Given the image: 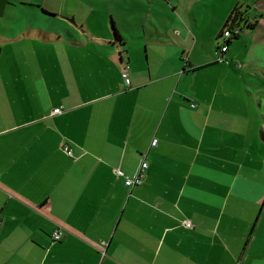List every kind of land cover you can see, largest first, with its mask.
<instances>
[{
	"label": "crops",
	"instance_id": "1",
	"mask_svg": "<svg viewBox=\"0 0 264 264\" xmlns=\"http://www.w3.org/2000/svg\"><path fill=\"white\" fill-rule=\"evenodd\" d=\"M247 1L4 0L42 23L0 26V264H264V135L222 82L264 60L262 10L215 61Z\"/></svg>",
	"mask_w": 264,
	"mask_h": 264
},
{
	"label": "rangeland",
	"instance_id": "2",
	"mask_svg": "<svg viewBox=\"0 0 264 264\" xmlns=\"http://www.w3.org/2000/svg\"><path fill=\"white\" fill-rule=\"evenodd\" d=\"M18 1V0H16ZM34 1H39V4L36 3L34 4V7H31L34 10H37L36 8H38L40 11H42L41 7H42V3L43 1L50 5L51 7L54 8H58L60 7V9L62 10V15H64L65 18L67 19H72L73 16H76L77 20L81 19V6L78 4L80 2V0H34ZM241 1H245V0H241ZM261 0H248L247 2H239V4H237L238 6L240 5L239 11L241 13H243V15L245 14V12H251V14L253 13V11H250V9L246 8V5L251 6L250 8H252L253 10L256 9L257 10H262V14H264V5L261 6L260 4ZM41 5V6H40ZM255 7V8H254ZM10 8V7H9ZM18 8V12L17 14L20 15L18 16L20 18V20H12L11 16L7 13V14H3L2 16L0 15V26L1 27H9L11 25H15L13 28H18V26L23 27L26 23H30L32 25H37L42 23L40 20H27V21H22L23 17H25V14H28L29 9H26L25 6L22 7V5H17ZM86 9V7H85ZM46 12V11H45ZM86 12V11H85ZM258 15L260 14L259 12H257ZM259 17V16H258ZM259 19L264 20V16L259 17ZM75 22V21H74ZM239 36V40L238 39H233L232 43L230 45H233L234 43V47H236V43H239L241 45L244 44V39H240L242 38V36H244V32L240 31L238 33ZM217 43L220 45L223 42V39L220 38L218 40H216ZM261 49L259 48V51ZM253 51V50H252ZM245 56H243V58L240 60L236 59L235 62L238 63L239 61H245ZM260 56L264 57V53L260 52ZM252 63H255L253 61H250ZM228 63V61H224V62H217L216 65L217 66H221L223 64ZM261 63V64H258ZM257 65H253L251 67L250 70H248L247 68L245 69V72L242 71H238L239 74H235V71L233 70V68H231V66H229L228 68L230 69V76H234L235 77V81L231 78L228 77L227 80L222 81L224 83V86L226 89H228V91L233 90L234 92L235 89H233L234 87V82L239 81L240 82V87H241V99H240V106L242 109L248 110V111H253V119L251 122V124H253L254 126H257V128L259 129V131H262V134L264 135V60H260L257 63H255ZM213 69H215L213 67ZM237 77H236V76ZM217 76H222L220 74H218ZM238 93V90H237ZM258 140H259V144L264 146V141H262L259 138V133H258ZM264 165V163H263Z\"/></svg>",
	"mask_w": 264,
	"mask_h": 264
},
{
	"label": "built area",
	"instance_id": "3",
	"mask_svg": "<svg viewBox=\"0 0 264 264\" xmlns=\"http://www.w3.org/2000/svg\"><path fill=\"white\" fill-rule=\"evenodd\" d=\"M240 31H241V28L237 24H234V25L227 24L226 27H224L221 30V33L219 35V39L222 38L224 40V42H222V44H220L218 46L219 51L216 54L217 55L215 58L216 62H224L226 60L225 55H224V53L226 52V50L228 48L226 42L231 40L234 36L238 35V33ZM238 66H240V64H238ZM122 77L124 78V80L126 82L129 81L128 75L126 72H122ZM191 105H193V104H191ZM58 112H60L59 108L53 109V113H58ZM62 149L64 150V152L67 155L72 156V150L67 145L62 146ZM146 168H147V162L145 160H142L133 177L125 176L124 173L121 170H119L118 168L115 170V172L118 176H121L124 178V183L127 186L133 187V186H136V185L141 183L142 179L145 176ZM0 223H1V221H0ZM183 224L185 227H191V224L188 220H184ZM61 237H62V231L60 229L54 230L51 234V238L53 241H58L61 239Z\"/></svg>",
	"mask_w": 264,
	"mask_h": 264
},
{
	"label": "trees",
	"instance_id": "4",
	"mask_svg": "<svg viewBox=\"0 0 264 264\" xmlns=\"http://www.w3.org/2000/svg\"><path fill=\"white\" fill-rule=\"evenodd\" d=\"M239 8H240V6H237V5L234 6V8L231 10V12H230V14H229V16L225 22L223 28L226 27L227 24H230V25L237 24L240 26L241 30L245 27H253L254 26V23L252 24V23L248 22L247 18L244 17L243 13H241L239 11ZM261 15L262 14H260L259 16H261ZM262 16H264V15H262ZM114 32L116 34V37H119V35L117 34V31L115 29H114ZM237 36L238 35L234 36L232 39H235ZM231 40H229L227 42L230 43Z\"/></svg>",
	"mask_w": 264,
	"mask_h": 264
},
{
	"label": "water",
	"instance_id": "5",
	"mask_svg": "<svg viewBox=\"0 0 264 264\" xmlns=\"http://www.w3.org/2000/svg\"><path fill=\"white\" fill-rule=\"evenodd\" d=\"M3 6H4V0H0V12L2 11Z\"/></svg>",
	"mask_w": 264,
	"mask_h": 264
}]
</instances>
